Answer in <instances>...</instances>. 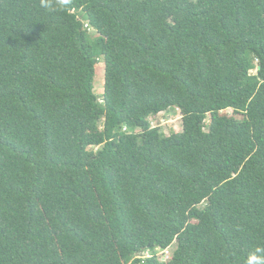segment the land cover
Segmentation results:
<instances>
[{"label": "trees", "instance_id": "obj_1", "mask_svg": "<svg viewBox=\"0 0 264 264\" xmlns=\"http://www.w3.org/2000/svg\"><path fill=\"white\" fill-rule=\"evenodd\" d=\"M0 264H264V0H0Z\"/></svg>", "mask_w": 264, "mask_h": 264}, {"label": "rangeland", "instance_id": "obj_2", "mask_svg": "<svg viewBox=\"0 0 264 264\" xmlns=\"http://www.w3.org/2000/svg\"><path fill=\"white\" fill-rule=\"evenodd\" d=\"M89 35L91 39L94 41L97 39V33L94 30H91L89 32ZM105 65L103 61H101L98 65L96 79H95V94L99 99H102L103 93H104V85H105ZM221 115L226 116L229 118L230 121H235L237 119L242 120L243 117L241 115H235V113L231 110L223 112ZM103 121H101L102 124ZM149 122L151 123L153 128L160 129V132L163 133L165 136H171L175 133H179L182 131V114L181 111L177 108L172 109L171 111L167 113H160L157 116H151L149 118ZM128 128L125 127L123 129L124 132H127ZM176 245H173L171 250H175ZM157 253H159V256L162 258V255L166 252L157 250ZM170 253V251H169ZM170 257L172 254L170 253Z\"/></svg>", "mask_w": 264, "mask_h": 264}, {"label": "built area", "instance_id": "obj_3", "mask_svg": "<svg viewBox=\"0 0 264 264\" xmlns=\"http://www.w3.org/2000/svg\"><path fill=\"white\" fill-rule=\"evenodd\" d=\"M169 251H170V250H166V251H164V252H166V255H165V254L162 255V256H164V258H163L164 260H169V259H171V257L169 256L171 252L169 253Z\"/></svg>", "mask_w": 264, "mask_h": 264}]
</instances>
